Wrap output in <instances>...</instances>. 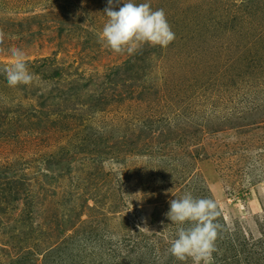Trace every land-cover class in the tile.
<instances>
[{
	"label": "rangeland",
	"instance_id": "1",
	"mask_svg": "<svg viewBox=\"0 0 264 264\" xmlns=\"http://www.w3.org/2000/svg\"><path fill=\"white\" fill-rule=\"evenodd\" d=\"M134 2L163 9L175 39L166 47L145 43L132 53H115L98 42L108 19L107 0H0V179L11 182L0 186V196H5L0 200V264L17 255H26L19 264H44L38 253L57 245V222L69 227L72 218L81 225L94 216L101 219L106 237L87 244L88 261L114 264L113 258L124 257V252L134 254V247L119 244L127 226L123 215L145 234L159 230L150 223V214L156 207L166 208L167 180L172 179L175 192L170 198H179L174 186L187 163L191 170L181 185L193 186V177L202 178L231 231L239 227L249 239L261 237L257 220L264 216V180L252 181L242 160L221 158L215 144L247 130L243 139L259 146L252 151L264 150V124L235 128L264 120V108L233 118L221 125L226 131L202 136L195 146V133L184 119L229 116L233 102L238 106L243 99L230 90L237 86L245 92L244 104L253 95L264 104V71L248 67L252 56L257 64L264 60V0ZM11 48L21 49L31 62V83L8 85L3 69L12 59ZM45 57L49 62H42ZM54 69L61 73L54 75ZM256 81L248 95L245 90ZM168 120L179 127L165 138L158 132L166 130ZM189 140L194 156L187 157L180 148ZM159 145L179 146V154L160 157L153 152ZM170 161L176 164L171 173L165 166ZM263 164L264 157L254 163L259 168ZM136 168L144 169L143 185L154 183L152 201L157 204L143 198L132 204L125 194L132 205L108 212L117 199V180L124 178L126 189L139 191ZM165 244L166 238L157 247L160 253L161 247L167 250ZM116 245L120 254L111 251ZM184 262L193 264L191 258Z\"/></svg>",
	"mask_w": 264,
	"mask_h": 264
},
{
	"label": "trees",
	"instance_id": "2",
	"mask_svg": "<svg viewBox=\"0 0 264 264\" xmlns=\"http://www.w3.org/2000/svg\"><path fill=\"white\" fill-rule=\"evenodd\" d=\"M260 33L262 32H259L258 37L260 36ZM143 49L144 48L142 47L141 49L136 51L137 56L139 52L142 51ZM250 59L251 62L248 63V67L250 68L253 67L258 72L264 71V60L259 64H257L253 56ZM49 60L50 59L47 57L42 58L43 63L47 61L49 62ZM27 63H31V62L27 61ZM219 72L222 73L223 69L220 70ZM53 73L54 75H59L61 72L59 69H54ZM229 76L230 78H232L231 73L229 74ZM207 83L208 81L205 82V85L203 86L204 88L203 90H205V86L207 85ZM257 83H258L257 81L252 82L251 89L245 90L248 95H250L251 92H254L253 90H255V85ZM110 86L112 87V85ZM112 89L114 88L112 87ZM232 89L230 90L238 93L236 95L242 97L243 99L240 101L238 106H236L235 103L233 102V109L229 113H227V115L229 116H223V114H219V115L214 114V115H209L207 117L199 118L198 120H192V118L191 120L184 119V121L191 124L190 126H192V132L195 133V136L191 138L193 142V146H195L197 142L198 143L201 142L202 136L203 137L207 135L214 136L217 135L218 133L226 131L225 128H223L221 125L225 126V124L227 125L228 123H231L232 122L231 120L233 118L238 119L240 118V115L250 113L251 110H252L251 112H255L260 108H264V104L262 103V100H259L260 98L257 95H253L252 96L253 98H251L250 100L248 98H245L246 104H244V96H243L245 94L244 90L243 92H241L240 86H237L236 88H232ZM218 91L220 92V89ZM219 122L221 123L219 126L216 127L213 126L214 124L218 125ZM263 124H264V120L256 121V119H254L253 122L251 123L247 122V123L237 124L235 128L241 129L246 126H252L253 128H260V126ZM178 127L179 124L177 121L173 122V120H168L166 130L161 129L162 131H159L158 135L161 134L162 136H165V138H169L171 136V131L178 129ZM247 132H248L247 130L239 131L237 136L233 135L232 136L233 139L223 144H220L221 140L218 141L216 144L214 143L215 149L216 150L220 149L219 156L221 158L235 155L239 160H242V164L244 163V165H246V167L249 168V172H246V174H249L253 177L252 181L260 180V179L264 180V164L261 165L260 168L259 165L258 166L254 165V163L257 160H260L264 157V150H260L256 152L252 151L253 148L259 146H256L257 144H249L246 142V140L243 139V134ZM190 141L191 140H189L188 142H186V144L181 146L182 148L180 149H184V150L180 151V154L182 153V155L187 157L188 155L194 156L191 153L192 150H189ZM177 143H179V141ZM175 147L176 148H173L171 147V145L170 146L159 145L156 148V150H154L153 152L156 153V155H159L160 157H165L168 155L175 156L176 154H179V151H177V149L179 150V146H175ZM202 148L203 147L195 149L196 156L198 155L199 151ZM263 148L264 147H262L261 149ZM167 150L168 152H166ZM256 156H257V160H253V157ZM165 166H167V168L170 169V173H171V171L176 167V164L170 161L167 162ZM143 170H144L143 168L135 169V171L139 175V179L137 181V183H140L139 185H137L139 191L137 190L131 191L129 188L126 189L123 184L125 180L124 178L122 180H117V182L114 183L115 184L114 191H116L117 199L111 208L112 210L108 212L119 213L121 209L127 208L128 205L134 204L135 203L134 199L139 200L143 198L142 201H144V203L145 202L148 204L152 203L154 206L155 204H157L156 201H152V197H154L153 195H155L154 194L155 189L154 188L151 189V187L154 183L143 185V183H145V180L144 179L142 180V178H144L145 175H140ZM190 170L191 168H189L187 163L185 165V170L180 172L181 174L179 176V179H177V185L174 186V189L176 188V186H178L179 197L183 196L186 192H191L192 195L196 198H210L214 200L212 194L210 193V190L207 188V186H204V180L202 178L195 180L193 177V179L191 180L193 182V186L188 185L183 187V185H181L184 181L187 180L186 176L190 172ZM165 173H167L166 169H164L163 172L160 173V175L163 176V174ZM173 173H177V170H174ZM160 175H158L157 178L161 177ZM254 177L257 179H255ZM157 178L153 181H156ZM147 182L149 183V180ZM3 183L6 184L11 182L5 183L4 178H2L0 179V186L3 185ZM171 184H172V179L167 180V188L165 187L166 191L164 193V195L167 194V198L165 199L166 208L160 210L156 207L155 210L156 209L157 210L156 211L154 210V212H151L150 214V223L151 224L157 223L158 224L157 229L159 230L156 231L155 229L150 234H145V232L137 228L135 224H131L133 223L134 220H129L128 217H125L123 215L121 221H123V224L127 226H124L125 231L119 239V244H121L120 246H122V249L134 247V254L126 255L129 253L124 252L123 253L124 257L119 258L118 260H115L113 258L114 264H189L184 261L177 260L174 256L171 255L169 251L170 240H168V238L169 237L174 238L176 229L180 227V225L172 223L166 216V213L168 212L170 207L169 201L172 200L170 197L171 195H175V192L171 193L173 190L171 188ZM199 185H201L202 187L201 189L200 188L198 189ZM1 187H4V185ZM143 189L144 190L146 189V191H144ZM147 189H150V191ZM100 194L107 195L106 192H101ZM125 194L131 195V200L129 203L132 204H128L126 200L127 196ZM2 199H5V196H0V200ZM149 200H151V202H149ZM218 211L220 212V215L217 218V222L221 225V228L218 232V238L215 242L217 251L213 253L214 262L216 264H264V216L263 218H259L257 220L258 225L260 227L261 237L260 238L252 237L251 239H249L246 236V234H244L243 230H241L239 227H236V229L231 231V228L226 223L225 218L219 208V205H218ZM135 212H137V210ZM79 213L76 215L78 216ZM101 213L102 212H100V214ZM158 220H160L161 222H157ZM100 221L101 219H99L98 216L97 217L94 216L93 220H89V222H87V220L81 222V225L79 224L80 225L79 226L75 224L72 218L69 227H62V226L60 227L61 223L57 222V226L59 228V234H57L56 240H58V242L56 243L57 245L59 243H61L62 245L59 247H56L57 245H52V246L50 245L46 247L43 252H39L38 254L42 258V263L62 264V262L64 263L66 259H70V264L95 263V261L92 260L88 261L89 259H87V256L89 253L87 252L86 249H87V244H89L90 242H95L96 240H100L101 238L104 239L106 237L105 234L103 233V226L101 227L99 226ZM184 226L187 227L188 224H185ZM165 238L167 239V244H165L164 246L167 248V250L161 247L162 252L160 253L157 247L159 244L160 245L162 244ZM120 246L116 245V247L111 251L112 252L115 251L116 253L120 254L121 253ZM74 247H77L79 250H76ZM58 248L59 250L56 251ZM135 250L137 251L135 252ZM165 251L167 252V254H164ZM56 252H58L55 255L56 258H54L53 261L51 260L49 263V257L51 258L52 254L54 255ZM29 253H31V251H29ZM65 255H67V258L65 257ZM25 256L26 255H22V256L17 255L16 257L12 258V260L10 258L9 264H14L15 262L19 264L21 260L22 262L24 261V259L21 258L23 257L25 258Z\"/></svg>",
	"mask_w": 264,
	"mask_h": 264
},
{
	"label": "clouds",
	"instance_id": "3",
	"mask_svg": "<svg viewBox=\"0 0 264 264\" xmlns=\"http://www.w3.org/2000/svg\"><path fill=\"white\" fill-rule=\"evenodd\" d=\"M107 0L104 14L107 22L98 35V42L115 53L134 52L140 45L149 44L166 47L175 39V34L167 21L163 9L153 10L148 2L135 3L134 0ZM114 6H119L114 10ZM4 33L0 31V42ZM11 61L3 69L7 83L11 87L27 85L32 81L24 52L11 48ZM167 218L180 225L174 238L170 240L169 251L179 261L191 258L193 264H213V253L217 251L216 240L221 225L217 203L210 198H196L191 192L169 201ZM188 224L187 227L184 225Z\"/></svg>",
	"mask_w": 264,
	"mask_h": 264
}]
</instances>
